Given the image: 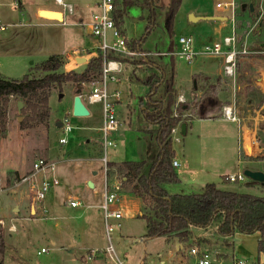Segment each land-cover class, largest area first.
Here are the masks:
<instances>
[{"label": "rangeland", "instance_id": "374dc122", "mask_svg": "<svg viewBox=\"0 0 264 264\" xmlns=\"http://www.w3.org/2000/svg\"><path fill=\"white\" fill-rule=\"evenodd\" d=\"M22 6L20 8H13L10 6L12 0H2L3 6L0 7V18L8 29L5 33H0V78L6 80H20L26 75L37 76L36 67L53 55L62 56L65 60V55L70 52L69 49L73 45L89 48L94 45V41L90 37V32L82 30L81 28L71 29L62 24H53L44 20H37L34 16L35 7L41 3H48L52 0H21ZM84 1V0H80ZM123 1V0H118ZM158 6L155 10V24L142 42L141 49L147 52H160L170 42V37L166 28L165 14L170 0H153ZM156 1L159 3L157 4ZM219 0H183L182 5L175 17L173 25V41L176 45L180 36L193 35L194 38L204 35L206 38H211L212 31L209 29L201 32L198 29H193L190 24L189 13L204 12L208 15H217L215 4ZM246 1V0H245ZM241 3V0H240ZM149 12L141 6H134L128 10V15L125 18L124 31L128 40L132 41L135 47L146 34V26L148 25ZM238 27L239 35L243 36L248 33L254 26V23L249 21L248 16L241 10L238 11ZM71 32L76 34L77 43L71 39ZM257 32V31H255ZM255 32L250 36L251 43L264 42V32L261 35H255ZM230 34V29L224 31V35ZM137 40V41H134ZM208 41V40H207ZM73 43V44H72ZM81 47V48H82ZM177 48V46H175ZM158 51H154V50ZM65 56V57H64ZM215 61V62H214ZM216 63V64H215ZM126 70L121 76V82L118 89L121 91L122 101L121 105L116 106L118 116L124 118L120 132L116 133L115 139L118 141L117 149L115 151L109 150L108 159L115 163H122L125 161H141L148 156L149 138L142 133V127H146L143 114L140 108L145 107V98L147 86L146 80L153 74L158 73L145 71L140 63L135 64V68L126 67ZM219 61L210 59H199L196 63L187 64L186 62L175 59V82L180 86L187 87L191 84V75L199 71L204 73H214V78L225 77L218 72ZM133 68L135 70H133ZM65 70L68 71L67 67ZM84 69H80V71ZM132 71H135V73ZM133 74V76H131ZM159 74V73H158ZM242 74L247 80L251 78L250 71L247 67L238 68L237 75ZM227 79L226 83L222 85L218 92V97L228 103L223 108L231 106L236 117L247 119L253 115L254 108H258V93L257 91L247 90L245 84H241L239 77ZM241 76V75H240ZM133 78V79H130ZM196 78V77H195ZM196 80L199 79L196 78ZM112 85V84H111ZM178 85V86H179ZM75 87V85H73ZM87 86V85H86ZM88 87V86H87ZM83 87V88H87ZM66 92L71 91V85L64 86ZM146 89V90H145ZM223 89H225L223 92ZM64 90H54L50 98L51 117L50 120L43 125L30 130H21L20 124L24 117L18 111V101L14 98L10 99L9 111L7 117L6 131L1 132L0 129V146L2 151V168L8 185H12L14 179L22 174L28 172L32 163L39 158L51 159L57 162V172L60 184L57 189H53L56 195H53L52 202L49 205V199L44 202L46 210L45 218H37L30 216L28 209L23 205L20 212L12 213V209L16 204H20L21 199L18 196L10 193H0V218L10 222L17 228V232L10 234L7 229L0 230V236L3 237L6 245L4 254H0V263L3 264H116L108 254L104 251L109 247L110 243L115 249L116 255L123 260L125 264H137L141 259L142 244L140 239L146 240L149 244V253L155 250H160L162 247V240H149L143 238L146 234V222L144 219L135 217H126L119 223L112 221L114 231L108 237L103 222V214L97 205L100 203V198L95 196L94 189L85 188L83 180L88 174V169L85 166V159H89L90 155L99 158L100 161V141L101 134L96 127L98 122L87 123L82 117L71 116V124L74 130L69 134L66 145H60L59 141L64 137L62 131L56 126L57 121H61L66 114L72 115L70 108L71 97L67 93L64 98L61 96ZM144 96L141 104L138 103L140 97ZM263 96V95H262ZM198 97V96H196ZM252 99H250V98ZM264 97V96H263ZM201 98V97H198ZM256 100V101H254ZM251 101V103H250ZM262 103V102H261ZM86 104V103H85ZM87 105V104H86ZM128 107L131 110V123L127 120L126 110ZM93 110V107H89ZM97 116L100 115L101 106L95 107ZM264 111V108L262 112ZM223 112V109H222ZM222 112L219 118L222 117ZM183 118L191 117V111L186 112ZM189 115V117H187ZM259 115H261L259 113ZM94 116V115H93ZM91 118H94V117ZM97 117V118H100ZM20 118L22 120L20 121ZM84 120V121H83ZM139 126V131L137 127ZM144 127V128H145ZM194 133L188 131V141L196 144L197 131L201 137L205 134H216L217 132H227L228 134L236 135V127H229L222 123L205 122L194 120L192 122ZM260 131L258 138H261V145L264 146V118L260 123ZM250 131V130H249ZM193 133V134H192ZM84 135H92L94 141L88 145L89 148L81 147V142L86 141L82 139ZM187 136L180 134L181 139H186ZM152 144L157 145L156 141L152 139ZM173 149L177 156H181L183 152L182 144H173ZM264 164V157L259 159ZM95 166L99 165L98 161H92ZM87 164V163H86ZM84 170L82 169L83 166ZM110 169L111 166H109ZM103 171V168H102ZM63 172V178L61 173ZM95 181L102 176V172L98 171ZM114 174L108 176V181H112L117 176V172L112 169ZM121 176V175H120ZM120 178V177H118ZM67 181V184L65 182ZM216 185L222 183L224 186L228 185L230 191L250 194L257 197H264V188L257 185H250V181L246 180L241 184H224L220 179L213 180ZM192 181L186 186L180 185V182L173 185L170 189L185 188L186 194L202 193L201 187L194 189L190 188ZM218 184L217 187L222 189L223 185ZM104 185V184H103ZM224 188V187H223ZM89 190V191H88ZM93 193H92V192ZM104 192V187H103ZM102 192V193H103ZM130 187L124 185V193H129ZM55 194V193H54ZM67 194L76 195L82 198L87 207L84 209H71L68 206ZM55 196V197H54ZM126 204L128 211L133 210L135 200L127 199ZM146 214H151L153 203L147 202ZM198 230V229H197ZM215 228L212 227L207 230L199 229L195 233L201 237L212 238L215 235ZM255 235V234H254ZM254 235H243L251 237ZM237 239L235 237V242ZM235 245L244 249L248 254L251 248L255 249V245ZM210 248L207 249L212 253L213 243L210 242ZM224 246V245H222ZM41 249L47 250V253L38 255ZM100 251L98 258L92 255V251ZM256 254L259 255V244L256 247ZM240 258L249 259L248 255L239 253ZM253 260V259H252Z\"/></svg>", "mask_w": 264, "mask_h": 264}, {"label": "trees", "instance_id": "16d2710c", "mask_svg": "<svg viewBox=\"0 0 264 264\" xmlns=\"http://www.w3.org/2000/svg\"><path fill=\"white\" fill-rule=\"evenodd\" d=\"M183 0H170L165 14L166 28L170 37L168 52L176 50L173 41V25L175 17ZM251 0H241L242 12L250 13ZM138 4L149 12L146 34L140 44L150 34L155 24V10L157 6L153 0H125L121 9L115 11L114 18L117 27L123 23L127 8ZM250 22L255 23L254 16L249 14ZM142 51V50H141ZM124 65L135 68L140 65L156 66L160 74L151 75L145 82L149 88L145 101L144 120L147 125L141 129L142 133L157 144L155 159L146 161L124 162L119 171L123 172L125 181L131 193L143 200L151 201V214L145 217L147 223V238L172 236L181 242L192 241L191 227L208 228L212 224L218 227V234L228 240L236 233L254 235L260 233L259 253H264V197L219 189L215 184H207L202 193L191 195H170L165 186L180 182L174 168L175 152L170 138L171 130L179 124H189L196 118L199 120L217 119L221 115L225 103L218 97L220 90L218 81L211 83L208 76H199L201 98L194 97L176 107L178 91L175 87V58L169 57L168 63L160 65L159 58H125L117 56ZM103 58L100 52L90 59L83 72L66 71V62L59 55H53L40 63L35 69L37 76L26 75L20 80H6L0 78V129L6 131L9 102L14 98L23 103L21 114L24 119L20 124L21 130H30L46 124L51 117L50 98L54 90L63 91L64 86L75 85L76 93L80 94L83 85L97 82L102 70ZM260 102L264 97L258 95ZM191 111V117L183 118ZM177 114V117L175 116ZM264 116V111L262 112ZM259 142L261 138L259 137ZM101 156V148H100ZM111 170L108 173L110 176ZM250 185H260L251 182ZM203 243H207L206 241ZM6 245L0 236V254H4ZM3 264V263H0Z\"/></svg>", "mask_w": 264, "mask_h": 264}, {"label": "crops", "instance_id": "0c3cea01", "mask_svg": "<svg viewBox=\"0 0 264 264\" xmlns=\"http://www.w3.org/2000/svg\"><path fill=\"white\" fill-rule=\"evenodd\" d=\"M100 1L101 0H84V1L63 0V2L65 4L69 5L72 8V12L70 13L67 10H64L62 7L58 6L55 3V0H52L51 2H48V3H41V4L36 5L34 16L36 17L37 20H40V21L44 20L47 22H52L53 24H62L63 26L70 27L72 30L77 29V28H81L82 30H86L87 25L91 22L92 15L98 11L97 6H98ZM113 1H114L115 11H117V10L121 9L122 2L125 0H123V1L113 0ZM156 3L158 4L159 2L156 1ZM134 6H138V4L132 5V6L127 8V13L124 16L123 23L120 27L118 26L121 29L122 34L125 36H126L125 31H124L125 18L128 15V10ZM157 8H158V6H157ZM42 13L59 14L60 19H51L49 17H44L41 15ZM216 13H217V15H208L204 12H194V13L188 14L190 17V24L193 25V29H198L201 32H203V30H205L207 28V29H209V31H212V35H211L210 39L204 37V35H201V34L199 35L200 37H198L197 39L194 38L193 35H190L195 39L196 45L198 47H200L204 44H207V43L214 40L216 28L219 25L218 23L221 21H216V22L206 21V20H204V18L220 17L217 10H216ZM114 14H115V12H114ZM245 14L249 18L250 13H248V12L244 13L243 12V15H245ZM249 21H250V18H249ZM147 24H148V22H147ZM70 35H71V39L77 43L78 41L76 39V34L71 32ZM255 35H257V32H255ZM90 37L92 38V40L95 43L94 45H92V47L90 46L89 48H86V47L81 46L82 48L80 47V49L76 45H74V46L72 45L70 47V49H69L70 52H67V54H69L72 51L77 50V49L78 50H85L87 53H83L78 58L79 59L80 58H86L87 61L85 64H78V63L67 64L66 63L67 65L65 67H67V69H69L68 71L83 72L82 70L80 71V69H85V66L88 64L90 59L96 57V55H97L96 48L98 46V42L91 35H90ZM134 41H137V40H134ZM141 44H140V47H141ZM262 44L264 45V42H260V43H256V44L250 42L251 48L256 53H254L250 56L244 57V58L240 59V61H239L238 68L240 67V69H241L242 66L247 67L248 70L250 71L251 78H248L246 80L244 78V76H242V74L237 75V77L240 78L239 79L240 82H242L241 84L244 83L245 84L244 86L247 90H249V91L253 90L255 92L257 91L258 95H260V96H262V95L264 96V46H262ZM168 50H169V43L168 44L166 43V45L164 46V48L162 50H160V52H152V53H163V52H167ZM142 51L147 52V50H145V51L142 50ZM154 51H158V50L156 49ZM147 53H151V52H147ZM199 59H201V58H199ZM199 59H197L194 63H196ZM158 61H159L158 63L160 65H165L168 63V58L167 57H161L158 59ZM126 67L128 68V67H132V66L128 65ZM141 67H143L145 69V71L153 70L154 72H158L159 74L161 73L160 69L156 66L142 65ZM217 67H218V72H219V66H217ZM126 70L127 69L125 68V65H124V72ZM133 70H135V69L133 68ZM133 72L135 73V71H132V73ZM175 72H176V69H175ZM131 76H133V74ZM199 76L210 77L211 83H215L216 80H219L218 84H219L220 89L223 88L222 85H224L226 83L225 80L228 79V78L222 79L221 77L214 78L213 77L214 73L208 74V73H204V72L199 71V72L191 75V84L187 87H182L179 85L178 82H175V87L178 91V97L183 96L185 99V102L192 101L194 99V97H196V96L201 97L202 91L200 90L198 80H196V78H198ZM130 79H133V78L130 77ZM120 82H121V80H120ZM92 83H94V82H92ZM92 83L87 85L88 87L86 85H83V87H87V88L82 87L80 94L76 93V89L72 84H69V85H71V88H70L71 91L66 92L64 90L65 88H63L64 93H63V96L61 98H64L67 93L70 95V97H71L70 108H71L72 114H73V106H74L75 97L80 96L82 99L85 95H87L91 90V84ZM119 84L120 83L112 84L110 86L111 91L119 90L118 89ZM147 89H148V87H147ZM224 90L225 89H223L220 92H223ZM146 94H148V91H146ZM219 99L222 101L221 98H219ZM143 100H144V96L140 97L138 103L141 104L143 102ZM146 100H147V95H146L145 101ZM254 101H256V100H254ZM82 102H83V99H82ZM222 102H224L225 105L226 104L228 105L227 102H225V101H222ZM250 103H251V101H250ZM258 103H260V104H258V108H254L252 116L247 117V119L240 117V119L242 120L243 125H244V136H245L244 137V139H245L244 140L245 152L241 156L239 154V144H238L239 130H238V124L237 123H233L231 121L223 120L222 118H217V119H213V120L212 119L199 120V119L194 118L191 121L189 126H187V133L185 136L188 135L189 130H191L194 133L193 127H192V122L194 120L205 121V122H214V123H222V124L227 125L228 128L232 127L233 130H234L233 127H236L235 128L236 129V135L234 136L233 132H232V134H228L227 132L222 131V132H217L216 134H205L204 137H201V135L198 134L196 131L195 132V134H197L196 135L197 140L195 142L196 144H192L191 141H188L187 140L188 136L186 139H181L180 144L183 145V152H182L181 156H177L176 152L174 151L175 152L174 161H176L178 163V166L173 167L178 178L180 179V185L186 186L187 184H189V181H192V184L190 185L191 189H194L196 187H201V186H202L201 188L204 189V187L207 184H215V183H213L214 182L213 180L220 179L224 184H231V183L226 181V177L229 175L243 173L245 170H251V171H261L262 170L264 164L259 159L264 157V146L261 145V141L258 144H255L253 142L254 136H256L258 138V132L261 130L260 129V123L264 118V116L262 115V110L264 108V101L261 103L258 100ZM121 104H122L121 102L118 103V105H121ZM84 105L86 106L87 110L89 111V115L87 117H82V119H86L85 120L86 122H84V123H87V121L98 122L99 126L96 127V129L98 130L102 125V116L101 117L97 116L98 115L96 113L97 110L95 109V107L97 105H93V106H89L86 104H84ZM89 107H91V108L93 107V110H91ZM130 109L133 110L131 107L130 108L128 107V110H126V114H127V120L130 121V123H131V116L134 113V110H133V113L130 114V112H131ZM144 111H145V107L140 108V112L143 114V118L145 117ZM259 113L261 115H259ZM100 115H102V108L100 111ZM92 116L94 118H91ZM117 116H118V114H117ZM97 117H100V118H97ZM118 119H119L120 128H121L122 122H124V118L122 116L121 117L118 116ZM143 123H146V121L144 120ZM56 126L58 128H60V121H57ZM144 127H142V129ZM139 129L140 128L138 126L137 130L139 131ZM119 132H120V130H119ZM82 139H84V140L88 139L86 141L81 142L82 148L85 144H86L85 148H89L88 145L91 144V141H94V140H92L93 139L92 135H84V136H82ZM116 141H117V139H116ZM149 141L150 142L148 143V156L146 159L141 160V161H146L148 163H151L156 157L157 145L152 144L151 138H149ZM117 143H118V141H117ZM100 147H101V143H100ZM113 151H115V150H113ZM98 159L99 158H96L93 155H90L89 159L88 158L85 159V160H88V161H85V166H86V169H88V171H87L88 174L85 177V179L83 180V183H84L85 188L88 187L89 182L93 183L94 193L92 191L91 192L95 196H98L101 199L99 205H97L98 209H100L99 206L102 203V192H103V184H104V177L105 176H104V173L102 171V164ZM95 160L99 162L98 166H95L94 163L92 162ZM141 161H135V162H141ZM125 162H127V161H125ZM123 163L124 162L115 163V162L109 161V166H111V168L117 172V176L120 177L121 180L123 179V181H125L123 172L119 171V167ZM79 166H83V165H79ZM31 167H32V165H31ZM82 169L84 170V166ZM112 169H110L111 173L114 174L112 172ZM98 171L102 172L103 177H99L98 180L95 181V178H97L96 176L99 175ZM22 175H24V174H22ZM57 177H58V172H57ZM63 177L64 176H63V172H62L61 178H63ZM113 179H112V181H113ZM65 182L67 184L66 179H65ZM218 184H222V183H217V185ZM237 184H241V183H237ZM173 185H175V184H173ZM170 186H171V184L165 186L166 191L170 195H175V194L189 195V194H186L189 191H187L185 188L170 189ZM257 186L262 187L261 185H257ZM223 187L221 190H225V191L233 190V189H230V187L228 185H226V186L223 185ZM55 189H57V188H55ZM53 191H51L47 197V199H49L48 200L49 205L52 202L53 195L57 194L56 192H53ZM192 194H194V193H192ZM196 194H199V193H196ZM67 198L68 199L69 198H78L84 203L82 198H80L79 196H76V195L67 194ZM130 198H132L136 201L135 204L132 205L133 210H131V212L128 211L127 207H129V206L126 204V202H124ZM120 201H121V207H122V209L124 211V215H125L124 219L128 216H130V217L134 216L135 217V215H138L139 218H142L145 220V217H148L150 215V214H146V212H145V210H147L146 205H147L148 201L147 200L145 201V200L133 195L131 193V189H130L129 193H124V190H123V194L121 196ZM23 205L29 211L27 203L22 201V202H20V204H16L13 207L12 213L16 212L18 214L20 212L21 206H23ZM84 206L87 207L85 203H84ZM85 207H80L78 209L80 211H82L81 209H84ZM113 221H116V220H113ZM116 222L119 223L120 221H116ZM145 222H146V220H145ZM212 227H214L216 230L215 235L212 238L201 237L195 233L196 231H199V229L207 230V229H210ZM217 230H218V227L216 224H212L208 228L191 227L190 231H191L193 238H192V241H189V242H185V241L181 242L179 240V238L174 237V236L170 237L169 239L167 237L147 238L146 234H145V236L143 238L148 239V241L149 240L150 241L155 240V239L162 240V247L160 248V250L158 249V250H155L154 252L152 251V253L148 254L149 253L148 252L149 251V248H148L149 244H147L148 242L144 239H140L141 240L140 242L142 244V252H141V259L137 264H195L196 258L189 254L190 249L193 247L198 248L200 252L209 253L214 263L231 264L235 258H240V256H239V253H240L242 255H244V254L248 255L253 259V260L251 259V261L249 259H246V261L249 264H264V253H259V255H257L255 252L257 244H259V241L261 239L260 233H256L254 236H251V237L243 236L241 234L236 233L234 237L229 238L228 240H225V238H222L218 234ZM146 232H147V223H146ZM235 237L237 240L235 242H233ZM238 239L239 240L241 239V241H242L241 244H244L246 246L251 245V244L255 245V249L251 248V250L248 251V254H247L244 251V249H240L239 247H237V248L234 247L235 245L240 244V241H238ZM205 241L207 243H203ZM210 242L213 243V249H215V251L213 253L211 251L207 250L211 247ZM222 245H224V246H222ZM95 258H98V256H95ZM240 259H243V258H240Z\"/></svg>", "mask_w": 264, "mask_h": 264}, {"label": "built area", "instance_id": "2783aa9c", "mask_svg": "<svg viewBox=\"0 0 264 264\" xmlns=\"http://www.w3.org/2000/svg\"><path fill=\"white\" fill-rule=\"evenodd\" d=\"M0 0V7L3 3ZM55 3L68 12H72V8L65 4L63 0H55ZM21 0H12L10 6L13 8H20ZM98 11L92 15L91 22L87 25L90 35L98 42L96 53L100 52L103 58L102 70L99 80L91 84L90 92L85 95L83 104L89 106L100 105L102 108V125L98 129L101 134V156L100 162L102 164L104 173V192L102 193V203L99 208L103 213L104 228L108 237L113 233V220L121 221L124 219V211L121 207V196L124 190L123 181L114 177L113 181H108L109 150L117 149V141L115 139L116 133L120 130V122L117 116L116 106L122 101V95L119 90L111 91V84L120 83V76L124 72V63L117 59V56L125 58H161L174 57L182 60L187 64L194 63L197 59H210L219 61V74L225 78H235L237 75L238 65L240 59L256 53L250 45V36L256 31L258 22L264 17V0L255 1V12L259 14L254 26L250 31L243 36L239 35L238 27V11L240 9V0H219L215 4V9L221 18L225 21L219 22L214 40L204 44L200 47L196 45L195 39L192 36H180L176 44L177 48L174 52L163 53H147L135 47L132 41L122 34L121 29L117 27L114 18L115 6L113 0H101L98 4ZM8 25L0 18V33H5ZM230 29V34L224 35V31ZM85 50H74L65 57L67 64H76L77 58ZM97 56V55H96ZM66 64V65H67ZM185 99L179 96L176 107L184 104ZM71 116L66 114L60 121V130L64 135L59 141L60 145L67 144L69 134L74 130L70 120ZM177 117V114H175ZM186 117V115H184ZM74 117V116H73ZM189 117V115L187 116ZM223 120L231 121L238 124L239 137V154H244V125L239 117H236L231 106L223 108ZM181 125L171 130L170 138L172 143H181ZM253 142L259 143V140L254 136ZM178 163L173 161V167H177ZM247 180L243 173L233 174L226 177V181L231 184L243 183ZM4 170L2 168V151L0 146V193H10L20 197L21 201L27 203L30 216L37 218H45L46 210L44 202L46 201L50 192L59 186L60 181L57 177V162L39 158L32 164L31 169L24 175L14 179L12 185L7 184ZM68 206L72 209L85 207L84 203L78 198H69ZM7 229L10 234L17 232L16 226L13 222L9 225L7 221L0 218V230ZM47 253V250L41 249L38 255ZM100 251H92V255H100ZM116 264H125L123 260L119 259L115 250L110 243L109 247L104 251ZM189 254L196 258L195 264H221L214 263L210 254L207 252H200L198 248L190 249ZM231 264H249L246 260L235 258Z\"/></svg>", "mask_w": 264, "mask_h": 264}, {"label": "water", "instance_id": "95a60500", "mask_svg": "<svg viewBox=\"0 0 264 264\" xmlns=\"http://www.w3.org/2000/svg\"><path fill=\"white\" fill-rule=\"evenodd\" d=\"M249 10H250V14L252 16L255 17V19H257L259 17V14H257L255 12V0H251L249 3ZM40 14V13H39ZM204 20L206 21H212V22H216V21H225V18H221V17H207L204 18ZM264 28V17L258 22L257 27H256V31L257 34L261 35L262 34V30ZM262 46H264L262 44ZM78 64H85L86 63V58H78L77 60ZM63 96V95H62ZM61 96V97H62ZM23 108V103L19 102L18 103V111L19 113H21ZM89 115V111L87 110L86 106L83 104L82 99L80 96H76L74 99V106H73V116L74 117H87ZM22 120V118H20V121ZM187 133V124H182L181 125V135L185 136ZM244 176L250 181V182H254V183H258L262 186V188H264V166L262 168L261 171H251V170H245L243 172ZM88 187L90 189H94V185L92 182L88 183Z\"/></svg>", "mask_w": 264, "mask_h": 264}, {"label": "bare ground", "instance_id": "6f19581e", "mask_svg": "<svg viewBox=\"0 0 264 264\" xmlns=\"http://www.w3.org/2000/svg\"><path fill=\"white\" fill-rule=\"evenodd\" d=\"M41 15L44 16V17H49L51 19H60V15L59 14L42 13Z\"/></svg>", "mask_w": 264, "mask_h": 264}, {"label": "flooded vegetation", "instance_id": "af4514ba", "mask_svg": "<svg viewBox=\"0 0 264 264\" xmlns=\"http://www.w3.org/2000/svg\"><path fill=\"white\" fill-rule=\"evenodd\" d=\"M263 32H264V28H263V30H262Z\"/></svg>", "mask_w": 264, "mask_h": 264}]
</instances>
